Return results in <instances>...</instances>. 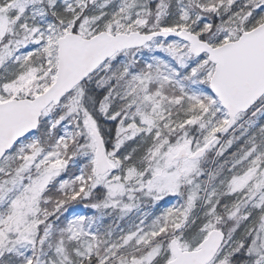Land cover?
Returning a JSON list of instances; mask_svg holds the SVG:
<instances>
[{
    "label": "snow or ice",
    "instance_id": "1",
    "mask_svg": "<svg viewBox=\"0 0 264 264\" xmlns=\"http://www.w3.org/2000/svg\"><path fill=\"white\" fill-rule=\"evenodd\" d=\"M0 264H264V0H0Z\"/></svg>",
    "mask_w": 264,
    "mask_h": 264
}]
</instances>
